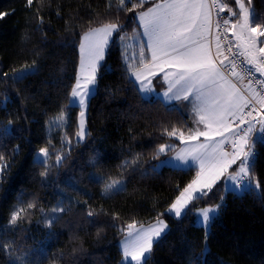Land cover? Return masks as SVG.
<instances>
[{
  "label": "trees",
  "instance_id": "16d2710c",
  "mask_svg": "<svg viewBox=\"0 0 264 264\" xmlns=\"http://www.w3.org/2000/svg\"><path fill=\"white\" fill-rule=\"evenodd\" d=\"M252 7L264 20V0H252ZM0 13L7 14L0 18V264H123L119 241L127 225L160 218L170 230L147 264H195L197 257L200 264H264V145L255 161L259 191L238 195L220 184L215 195L194 201L185 218H173L169 205L198 170L154 171L153 165L164 156L157 155L160 145H181L165 129L175 127L179 136L191 122L176 107L143 96L125 68L120 40L101 68L86 141H76L78 107L70 109L67 126L48 132V120L68 110L82 35L118 22L129 37L139 32L132 12H123L119 0H33L31 6L0 0ZM33 61V74L15 80L13 73ZM41 148L49 150L43 166L35 159ZM121 180V189L104 193L107 183ZM221 195V214L206 238L196 208L219 204Z\"/></svg>",
  "mask_w": 264,
  "mask_h": 264
},
{
  "label": "snow or ice",
  "instance_id": "6c2138e0",
  "mask_svg": "<svg viewBox=\"0 0 264 264\" xmlns=\"http://www.w3.org/2000/svg\"><path fill=\"white\" fill-rule=\"evenodd\" d=\"M251 5L252 0H247ZM33 0H27V4L31 6ZM146 0H119L120 9L123 12H132L133 15L129 17L130 22L137 28H142V32H138L137 35L140 39L144 40L139 51V66L142 69L148 70V73L155 76L157 72L154 70L156 67L160 68L163 72L164 68L160 61L166 63L169 67L176 69L173 73H166L164 76L165 81H168V76L172 75L175 79L169 82L168 92L164 93L165 97H168V93L172 92V89L176 85H181L180 89L169 99H181V96L185 101H188L192 105L193 109L199 117V123L204 125L203 130H196L194 134L188 137V140L198 139L203 136L205 140H215L216 135L224 137L219 144L208 145L200 144L197 148L189 150L191 154V162L198 163L200 166V172L197 178L188 184L175 200L169 205L168 214L172 215L175 219H182L191 212V208L188 207L192 201H199L213 192V188L217 183V180L224 175L225 171L232 167L236 163L237 159L240 160V164L236 168L232 169L231 174L226 181H223L221 188L225 191H231L234 194L243 195L253 191H257L260 187V182L255 175V161L257 153L255 148L258 144L264 145V121L253 118L255 124L252 121H248L242 114L243 109L248 107L251 100H255L256 103L264 106V90L253 91L251 99L245 98L240 94V90L235 83H230L225 72H228L231 76H237L239 79H243L236 72L237 63L235 59H229L227 55H224L223 59H217L223 55L221 51V44L219 43L220 37H217L216 54L215 58L211 52L209 44L203 43L205 34L211 27V13L210 7H218L220 11L229 8L228 3H217V0H211L209 5L208 0H165L162 4H157L155 7L149 5L145 8ZM235 5H239V13L233 12L229 8V12L232 16H236L235 22H232L229 16H224L223 26L227 32L228 25L231 23V28L235 29L237 25L240 26L241 31L236 34L237 41L234 45L235 48H243L240 53H233V46L227 48L229 53H232L233 57L238 55H244L247 65L251 67L247 69V75L251 76L252 70L264 75V46L258 47L259 44L264 45V20L251 10L245 7V4L241 0H235ZM234 5V6H235ZM137 8H144L143 11L136 12ZM6 13H0V18H3ZM59 15V13H57ZM119 17H117V20ZM40 22L43 23V19L40 18ZM221 27V25H217ZM123 26L118 22H109L102 27L93 28L82 37L83 40H89L93 36H101L102 39L94 47H89V56L87 63L85 62L83 52L85 50L84 43L80 44L81 56V73L85 76V88H81V80L77 77L75 87L71 91L72 100L70 103H77L81 109H86L87 100L91 98V94L95 85V72L97 64L96 62L103 59L104 48L108 45L109 41L107 37H112L115 34V39L123 40L124 36L121 35ZM192 34V35H190ZM193 36L198 37L194 39ZM146 38V39H145ZM227 38V37H225ZM146 52L151 53V59L146 58ZM257 52L260 57H257ZM227 61V63H225ZM137 67L134 73L136 80H141L142 69ZM132 65L127 63L125 58V68H131ZM35 68V61L32 66L27 69H21L14 75V79L17 81L23 80L27 75L33 74L32 69ZM7 76V73H4ZM257 83L261 81L257 80ZM140 92H148L143 86V82ZM88 84L93 85V88L86 87ZM252 84V80L248 81L249 87ZM78 97V101L77 98ZM198 102V103H197ZM255 108L246 113L247 116H252ZM85 113L82 110L80 112L79 129L77 135L82 139L86 135L84 127ZM232 118V119H230ZM233 120H239V124L236 127L239 131L233 129ZM11 123V122H10ZM246 124L247 127L241 128L240 125ZM259 125L257 129L255 125ZM168 136H176L177 129L173 127L171 130L165 129ZM225 132L232 133L231 143L233 151L229 152L225 150L222 145L229 142V138L225 137ZM255 135L253 138V134ZM180 139L184 140V133H179ZM237 144L239 148L237 150ZM211 147V151L209 148ZM203 149L204 151H200ZM166 151L165 145H160L157 155L163 154ZM40 157H47L48 150L41 148L38 153ZM3 157L0 156V160ZM59 159V158H58ZM176 161H180L184 166L189 165L190 161L185 159L183 155H177ZM43 166L46 161L40 159L37 161ZM171 161L161 160L160 164L156 168L167 166ZM207 165V172L205 166ZM3 168H7L4 165ZM156 168L153 170L155 171ZM3 169H0V173ZM46 173H42L45 175ZM2 179V175H0ZM119 182H114L108 185L106 188H116ZM220 189H217L219 191ZM220 203L215 205H209L201 210L197 214V223L205 226L206 238L207 228L210 226L213 218L219 213L223 206L224 196H219ZM30 207L32 205H29ZM56 211H64L63 207L54 209ZM89 216L94 215L93 212H88ZM18 212H13L9 223L14 224L17 220ZM51 226V221H49ZM129 230L125 239L121 242V255L123 258V264H132L133 261L136 264H147L148 259L152 251L153 244L158 242L161 237V233L165 235V229L167 225L163 220H158L154 226H150L148 229L136 228L135 222L127 225ZM123 232L124 229H121ZM155 238V239H154ZM5 250H8V246H4ZM204 253H207V247L205 246ZM195 264H200V260L197 257ZM206 264V261H204Z\"/></svg>",
  "mask_w": 264,
  "mask_h": 264
},
{
  "label": "rangeland",
  "instance_id": "374dc122",
  "mask_svg": "<svg viewBox=\"0 0 264 264\" xmlns=\"http://www.w3.org/2000/svg\"><path fill=\"white\" fill-rule=\"evenodd\" d=\"M146 1H155V0H146ZM218 1H219V3H228L227 0H222V1L218 0ZM232 1H233L232 3L235 4V0H232ZM168 2H170V1H168ZM241 2L244 3L245 7L249 8L250 11L254 10L253 7H252V3H251V5H249L247 0H241ZM208 3H209V5H211V0H208ZM229 8L233 12L239 13V5L233 6L232 4H229ZM229 8L224 9V11H222V12L225 13V16H229V18H230V20L232 22H235L237 17L236 16H232L230 14ZM215 9H216V7H210V11H211V31H210V35H209V38H210L209 41H210V44H211V46L213 48L212 50H213L214 56H215L216 51H217V49H216L217 42L214 40V29H213V19H214ZM230 25H231V23H230ZM100 27H102V26H100ZM96 28H98V27H96ZM89 31L85 32L82 35V37H84V35L86 33H88ZM142 31H143V29L140 28L139 32H142ZM240 31H241V28H240L239 25H237V27L235 29H232V35L234 36V38H236V34H239ZM137 33L138 32H136L135 34H133V35H131L129 37H126L123 34V31L121 32V35L124 36V39L120 40V45H121V49H122V51L124 53V59L127 58V63L132 65V67L129 68V72H130L131 78L135 81V83L137 84V86L139 88H141V86H142L141 82H143V86L145 88H147V89H150V91L142 93L143 96L146 99H149V100L161 99V100H163L166 105L171 106V107H176L177 109H179L185 116H187L189 118V120L191 122V130L188 133L184 134V140L183 141L180 139V136H175L181 142V145L177 149H174L173 148L174 147L173 143L164 144L166 146V151H165V153H163L164 156L161 159L157 160V162L153 165V168H156V166L160 164L161 160H168V161H171L172 163H170L167 166H170L172 168H177V169H184V170L185 169H189L191 167H194V168H196L198 170V173H199L200 172V166H199L198 163L191 162V154H190L189 150L192 149V148H197L200 144H208L210 146L219 144V142L222 139H224V137L216 135L215 140H212V141L205 140V138L203 136H200L198 139L188 140V137L190 135L194 134V132L196 130H203L204 125L199 123V117H198L197 113L195 112V110L193 109L192 105L189 104L188 101H185L182 96H181V99H174V98L173 99H169V97H173L174 96V94L177 92V90L180 89L181 85H179V84L176 85L172 89V92L168 93V97L164 96V93L168 92L169 82H171V81H173L175 79L174 76L169 75L168 76V81H165L164 76H165L166 73L175 72L176 69L174 67H169L166 63H164L163 61H160L159 63L162 64V66L164 68V71L161 72L160 68L156 67L154 70L157 72V75L153 76L150 73H148V70L142 69V66H139V51H140V47L139 46L142 43H144V40L140 39L139 36L137 35ZM101 39H102L101 36H93L89 40H83V41H82V38H81L80 44L84 43V45H85V50L83 52V56H84V59H85L86 63H87L88 56H89V47L90 46L94 47L97 43H99L101 41ZM107 39H108L109 43L104 48L103 59H100V60H98L96 62L97 67H96V72H95L96 80H95L94 88H93V85H91V84H88L86 86L88 88H93V91H92V94H91V98L96 94V92L98 90V83H99V76H100L101 68L104 65L105 61H106V58H107L108 51L110 49L111 43L115 39V34H113L112 37H107ZM260 39L264 40V37H261ZM238 42L240 43V41H238ZM257 46L260 47V46H264V45L259 44V42H258ZM79 55H80V59H79V64H78L77 77L80 78V80H81V88L84 89L85 88V76H84L83 73H81V68H80L81 56H82V53H81V50H80V45H79ZM256 55H257L258 58L260 57V54L258 52H257ZM148 57L149 58L151 57V53L150 52H146V58H148ZM219 59H223V58H221V56H220L217 59V63H219ZM225 63H227V61ZM138 66L142 69L141 80H139V81L136 80L135 75H134V73L136 72ZM22 69H27V68H22ZM238 69L239 68H236V72L237 73H239ZM20 70H18L15 73H13V77ZM224 75L226 76V78L228 79V81L230 83H235L237 85V87L240 90V94L241 95H243L245 98H248L246 93H248V91L251 92L252 88L249 87V85L247 84L245 78H243L241 80L237 76H231V75H228L226 73H224ZM240 76H242V75H240ZM76 80H77V78H76ZM75 84H76V82H75ZM75 84H74V87H75ZM91 98L87 100L86 109H81L78 106L77 103H70V101L72 100V97H71V94H70V101H69V105H68V110L63 112V113H61V114H59V115L53 116V117H51L48 120V122H47V130H48V132L50 133L54 129L63 128L65 126H67V124L70 121V117H69L70 116V109L73 108V107H78V109H79V116H78L79 125H80V121L82 119L80 117V112L83 110L84 113H85V115L83 117L84 127H85L86 133L88 134V113H89V106H90ZM76 99L78 101V97ZM244 110H245V108L243 109V111ZM230 119H232V118H230ZM233 121H235V120H233ZM237 121H239V120H237ZM87 134L84 135V137L82 139L77 135L76 141L77 142H85L86 138H87ZM225 137H228L229 138V142H231L232 133L225 132ZM228 143H225L224 145H222V147L225 149V147H226V145ZM200 151H204V150L201 149ZM209 151H211V147L209 148ZM39 152H40V150L35 153L36 154L35 155V159L37 161L40 160V159H43V160L47 161L49 156L40 157V156H38ZM48 155H49V152H48ZM177 155H183L185 157V159L190 161L189 165L184 166L180 161H176L175 157ZM239 164H240L239 159H237L236 163L233 164L232 167L229 168L227 171H225L224 175L221 176L217 180V183L214 186V188L217 187L218 185L222 184L223 181H226L228 179V176L231 174L232 169L236 168L237 165H239ZM163 167L164 166L156 168V170H161ZM205 171L207 172V165L205 166ZM115 182H119L117 184V187L116 188L107 189V191H106L107 186L113 184L114 182H109V183L106 184L105 189H104V193L105 194H108V193H110L111 191H114V190L121 189L124 186V180L115 181ZM214 188H213V190H214ZM257 191H259V189ZM193 203H194V201L190 202L188 207L190 208ZM203 208H205V207L196 208V216H197L199 210H201ZM167 213H168V211H167ZM220 214H221V209H220L219 213L213 218V220L216 217L220 216ZM158 220H163L164 221V223L167 225V228L165 229V233H168V231L170 230V225H169L168 221L165 218H160ZM158 220H156L154 222H151V223H147V224L146 223H144V224H135V226H136V228H141L142 227L143 229H148L150 226H154L158 222ZM212 221H211V223H212ZM196 222H197V220H196ZM197 224L200 225V226H203V225H201L199 223H197ZM210 230H211V224L207 228V232L209 233ZM128 231H133L134 232L135 230H129L127 228L124 231V233L121 236L120 241H119L120 249H121V242L125 239ZM164 236H165V234L161 233V237L159 238L158 242ZM156 243L153 244L151 254L153 252L154 245ZM151 254H150V256H151ZM122 262H123V258H122ZM132 264H136V262L133 261Z\"/></svg>",
  "mask_w": 264,
  "mask_h": 264
},
{
  "label": "built area",
  "instance_id": "2783aa9c",
  "mask_svg": "<svg viewBox=\"0 0 264 264\" xmlns=\"http://www.w3.org/2000/svg\"><path fill=\"white\" fill-rule=\"evenodd\" d=\"M217 3L219 4L218 0H217ZM224 16H225V13L220 11L219 8L216 7L214 19H213L214 40L217 41V37H220L219 43L221 44V51H222L223 55H227L229 57V59H235L236 60L237 68H239L238 72L240 73V75H242L245 78L247 84H248V81L250 79L252 80V84L250 86L252 88V91L251 92L248 91V93H246L248 99H251V95H252L253 91L264 90V75H262L259 72H256L254 69L252 70L251 76L247 75V69L250 68L251 66L247 65L246 63H243L245 61V56L237 54L235 57H233L232 53H229L227 51V48L230 46H233V53H240L243 50H242V48L237 49L234 47V45L238 42L236 41V39L232 35L231 25L229 24L227 26L229 29L227 32L224 30L223 19H221ZM218 24L221 25V27L218 28L217 27ZM225 37H227V38H225ZM225 73L229 75L228 72H225ZM257 80L261 81V83H257L256 82ZM253 108H255L253 115L247 116L246 113L248 111L252 110ZM242 114L244 115V118L246 120L252 121L254 124H255V120L253 119L254 117L256 119L264 121V106L256 103L255 100H251L250 104L248 105V107L245 108V110L243 111ZM237 124H239V121L235 120V121H233L232 126H233L234 130L239 131V129L236 127ZM255 126L257 129L259 128L258 124ZM240 127L244 128V127H247V125L246 124L240 125ZM255 135H259V133L257 132L255 134H253V138H255ZM237 146H238V144H237ZM257 147H258V145L255 148L256 153H257ZM225 150H227L229 152H232L234 150L231 142H229L226 145Z\"/></svg>",
  "mask_w": 264,
  "mask_h": 264
},
{
  "label": "crops",
  "instance_id": "0c3cea01",
  "mask_svg": "<svg viewBox=\"0 0 264 264\" xmlns=\"http://www.w3.org/2000/svg\"><path fill=\"white\" fill-rule=\"evenodd\" d=\"M159 1V0H158ZM156 2V3H154L152 6L153 7H155V5H157L158 3L159 4H162V3H164L165 2V0H160L159 2ZM168 1H170L171 2V0H168ZM210 13H211V11H210ZM210 31H211V27H210V29H209V31L205 34V36H204V39H203V43H206V44H209V46H210V49H211V52H212V54H213V48H212V46H211V44H210V38H209V35H210ZM190 35H192V34H190ZM193 38L194 39H198V37H195V36H193ZM236 39V38H235ZM237 41V40H236ZM238 42V41H237ZM239 43V42H238ZM213 57L215 58V56H214V54H213ZM221 58H224V55H221ZM147 59H151V57L149 58H147ZM239 162H240V160H239Z\"/></svg>",
  "mask_w": 264,
  "mask_h": 264
}]
</instances>
